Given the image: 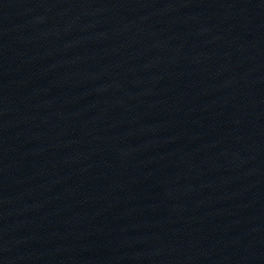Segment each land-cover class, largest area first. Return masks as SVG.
I'll return each instance as SVG.
<instances>
[{"label": "water", "instance_id": "water-1", "mask_svg": "<svg viewBox=\"0 0 264 264\" xmlns=\"http://www.w3.org/2000/svg\"><path fill=\"white\" fill-rule=\"evenodd\" d=\"M0 264H264V0H0Z\"/></svg>", "mask_w": 264, "mask_h": 264}]
</instances>
